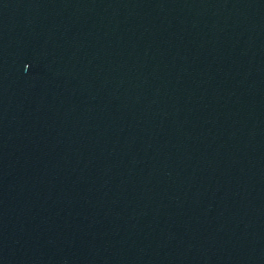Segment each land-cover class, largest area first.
Here are the masks:
<instances>
[{"label":"water","instance_id":"water-1","mask_svg":"<svg viewBox=\"0 0 264 264\" xmlns=\"http://www.w3.org/2000/svg\"><path fill=\"white\" fill-rule=\"evenodd\" d=\"M0 264H264V0H0Z\"/></svg>","mask_w":264,"mask_h":264}]
</instances>
